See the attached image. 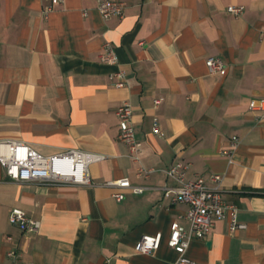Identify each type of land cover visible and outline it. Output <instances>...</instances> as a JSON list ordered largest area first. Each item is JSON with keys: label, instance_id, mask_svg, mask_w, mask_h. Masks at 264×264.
<instances>
[{"label": "crops", "instance_id": "0c3cea01", "mask_svg": "<svg viewBox=\"0 0 264 264\" xmlns=\"http://www.w3.org/2000/svg\"><path fill=\"white\" fill-rule=\"evenodd\" d=\"M118 1L122 17L102 21L94 0H63L46 16L42 0H0V142L42 157H104L87 166V186L16 183L0 167V264H175L167 239L173 223L187 228L186 207L170 202L165 193L175 184L163 172L176 162L188 164V178L222 176L220 196L244 226L230 232L215 221L184 257L264 264V111L248 107L264 102V0ZM229 6L243 11L232 16ZM105 43L115 65L98 61ZM207 58L223 71L209 74ZM116 71L121 88L107 79ZM122 103L131 108L140 165L152 170L145 179L116 139ZM231 137L228 163L221 153ZM117 180L142 192L105 185ZM11 209L37 231L10 225ZM154 234L153 253L135 252L140 236Z\"/></svg>", "mask_w": 264, "mask_h": 264}, {"label": "built area", "instance_id": "2783aa9c", "mask_svg": "<svg viewBox=\"0 0 264 264\" xmlns=\"http://www.w3.org/2000/svg\"><path fill=\"white\" fill-rule=\"evenodd\" d=\"M42 1L46 3L41 12L43 16L53 12L56 7L63 3V0ZM94 4L102 21L111 18L120 19L123 15L124 6L118 0H94ZM242 11V7L229 6L226 8V12L232 16H238ZM84 14L82 12V15ZM98 61L105 65H115L116 58L109 44L102 45V52L98 56ZM204 64L209 74L221 73L224 68L222 62L217 59L207 58ZM107 79L114 88L124 86L121 71L110 74ZM159 102V99L154 100L153 105L156 106ZM261 103L263 104L262 108L257 107L254 101L250 102L248 107L249 109L264 111V102L261 101ZM114 117L117 124L116 139L125 146L127 158L135 166V176L141 179L147 178L152 170L145 169L140 165L141 144L136 140L131 126L130 106L127 103L120 104L114 111ZM152 130L154 133L157 132L155 122H153ZM236 143L237 139L231 137L228 149L221 153L228 159V163H230V156ZM103 159L104 157L100 155L71 150L42 157L19 142H0V167L4 171L5 177L16 183L87 186V166ZM187 171L188 164L176 162L163 172L165 178L175 184L172 189L165 193L166 195L171 194L170 202L186 207L184 219L187 228L183 229L177 223H173L170 226L167 239V247L177 254L175 264H191L184 257L189 242L204 239L215 221H227L230 232L244 228L242 224H238L236 221V207L225 202L220 196L219 184L222 176L212 174L203 178L194 175L188 178ZM105 185L120 190H129L134 195L142 192V188L131 186L127 180L108 182ZM112 198L121 201L123 196L121 193H114ZM7 220L10 225L23 232L35 233L38 228L37 222L28 219L18 209H11ZM159 241V234L140 236L134 250L139 254L149 255L158 248ZM8 256H11V253Z\"/></svg>", "mask_w": 264, "mask_h": 264}]
</instances>
